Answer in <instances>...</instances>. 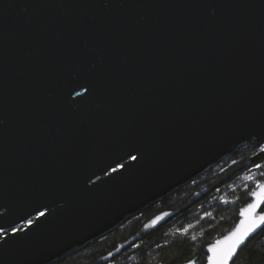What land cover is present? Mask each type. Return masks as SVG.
Instances as JSON below:
<instances>
[{"label": "water", "instance_id": "water-1", "mask_svg": "<svg viewBox=\"0 0 264 264\" xmlns=\"http://www.w3.org/2000/svg\"><path fill=\"white\" fill-rule=\"evenodd\" d=\"M245 142L264 0H0V264H49Z\"/></svg>", "mask_w": 264, "mask_h": 264}, {"label": "trees", "instance_id": "trees-1", "mask_svg": "<svg viewBox=\"0 0 264 264\" xmlns=\"http://www.w3.org/2000/svg\"><path fill=\"white\" fill-rule=\"evenodd\" d=\"M259 150L254 142L242 143L195 179L49 264H187L189 259L206 264V246L236 225L240 208L249 202L243 191L249 182L242 178L256 163L264 164V158L251 161ZM221 196L230 203L224 204ZM189 223L194 227L187 236L176 233ZM232 264H264V227Z\"/></svg>", "mask_w": 264, "mask_h": 264}, {"label": "snow or ice", "instance_id": "snow-or-ice-1", "mask_svg": "<svg viewBox=\"0 0 264 264\" xmlns=\"http://www.w3.org/2000/svg\"><path fill=\"white\" fill-rule=\"evenodd\" d=\"M264 152V148L260 149ZM137 156H131V160L136 161ZM125 165L120 163L118 167H113L112 172L117 173L118 170L124 169ZM259 170V171H257ZM245 183L243 185V191L251 198V202L246 203V205L239 210V222L229 231L223 238H217L214 243L208 247V252L211 255L207 256L208 264H229L232 258L236 255L237 250L244 244L245 240L249 235L255 232L261 225H264V164L256 163L255 170L249 169V174L243 176ZM220 200L224 204H229L230 201L225 197L221 196ZM167 215V214H166ZM205 216L211 217L212 213L207 212ZM46 217V212L37 209V216L35 220ZM160 218L158 217L157 220ZM157 221H153L155 224ZM34 224V219H28L25 224V228H28ZM11 227V234L16 235L23 231L19 225L9 226ZM194 225L191 223L187 224L183 228L176 229V233L180 236H187L190 229ZM9 235L8 228L3 224H0V238H5ZM187 264H197L196 260L189 259Z\"/></svg>", "mask_w": 264, "mask_h": 264}, {"label": "rangeland", "instance_id": "rangeland-1", "mask_svg": "<svg viewBox=\"0 0 264 264\" xmlns=\"http://www.w3.org/2000/svg\"><path fill=\"white\" fill-rule=\"evenodd\" d=\"M261 148H262V147H261ZM261 148H260V149H261Z\"/></svg>", "mask_w": 264, "mask_h": 264}, {"label": "flooded vegetation", "instance_id": "flooded-vegetation-1", "mask_svg": "<svg viewBox=\"0 0 264 264\" xmlns=\"http://www.w3.org/2000/svg\"><path fill=\"white\" fill-rule=\"evenodd\" d=\"M33 219V218H32Z\"/></svg>", "mask_w": 264, "mask_h": 264}]
</instances>
